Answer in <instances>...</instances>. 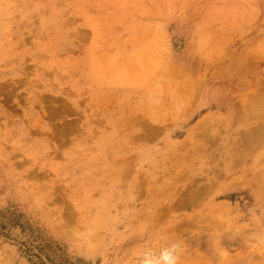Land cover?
Returning <instances> with one entry per match:
<instances>
[{"label": "rangeland", "instance_id": "obj_1", "mask_svg": "<svg viewBox=\"0 0 264 264\" xmlns=\"http://www.w3.org/2000/svg\"><path fill=\"white\" fill-rule=\"evenodd\" d=\"M263 92L264 0H0V264H264Z\"/></svg>", "mask_w": 264, "mask_h": 264}, {"label": "bare ground", "instance_id": "obj_2", "mask_svg": "<svg viewBox=\"0 0 264 264\" xmlns=\"http://www.w3.org/2000/svg\"><path fill=\"white\" fill-rule=\"evenodd\" d=\"M194 84V83H193ZM195 85V84H194ZM263 97H262V105L261 106H263V118H264V92H263V95H262ZM180 104H181V101H178ZM201 122V121H200ZM257 127V126H256ZM258 128V135L256 136L255 135V131H254V138L252 137H250V138H247L246 140H245V144H246V142L247 141H249L250 142V144H253L257 139H259V140H261V139H263L264 138V121L262 122V123H260V125L257 127ZM257 134V133H256ZM253 140V141H252ZM148 151H147V153H146V155H144V156H142V155H140V154H138L140 157L142 156V158L143 157H145V158H147L149 161L150 160H152V162H154L155 160H154V157H153V152H152V150H150V149H147ZM157 152H159V154H160V156H164V154L162 153V151L161 150H159V149H157ZM235 159V157H232V160H234Z\"/></svg>", "mask_w": 264, "mask_h": 264}]
</instances>
